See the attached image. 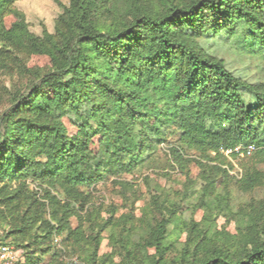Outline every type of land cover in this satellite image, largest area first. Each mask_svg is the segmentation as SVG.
I'll use <instances>...</instances> for the list:
<instances>
[{"label": "rangeland", "instance_id": "obj_1", "mask_svg": "<svg viewBox=\"0 0 264 264\" xmlns=\"http://www.w3.org/2000/svg\"><path fill=\"white\" fill-rule=\"evenodd\" d=\"M194 1L0 0V246L12 251L10 264H233L264 245V124L254 143L228 153L196 149L183 139L180 112L206 113L211 125L212 110L174 99L175 81L146 57L151 42L119 43L137 64L130 71L87 36ZM203 22L181 19L172 35L264 92V49L245 42L259 40L257 26ZM70 55L88 66L93 108L76 107ZM45 76L54 81L43 85ZM117 90L128 106L115 104ZM59 134L77 151L54 165Z\"/></svg>", "mask_w": 264, "mask_h": 264}, {"label": "trees", "instance_id": "obj_2", "mask_svg": "<svg viewBox=\"0 0 264 264\" xmlns=\"http://www.w3.org/2000/svg\"><path fill=\"white\" fill-rule=\"evenodd\" d=\"M172 12L162 17H151L148 15L135 16L127 29L108 37L103 34L90 32L87 36L96 41H104L114 49L119 58L122 69L135 71L137 64L131 57L123 53L119 43L122 40H134L135 49L150 41L149 52L146 57L152 65L156 64L159 69L173 78L175 87L172 95L176 101L191 97L194 105L203 104L212 110L214 124H208L206 113L195 112L188 106L180 112L178 127L182 130L183 139L192 147L206 152L220 153V148L235 147L237 144L249 145L257 138V129L264 124V92H258L253 84L241 80L229 70L223 59H214L203 55L191 46L178 41L172 35L173 29L181 19L189 21L193 25H203L206 17L214 22L230 21L245 25L250 30V24L257 26L260 38L250 35L245 42L251 47L256 45L258 49H264V0H197L189 8H173ZM253 33V32H251ZM258 41V42H257ZM132 45V44H131ZM134 53V52H132ZM131 53V54H132ZM81 70L78 71V68ZM88 69L86 62L80 63L73 55L69 56L67 70L80 82V93L76 107L86 105L95 107L93 100L94 90L89 83V77L85 78L83 73ZM50 76L41 80L43 85L53 82ZM108 91H112L108 89ZM194 94L197 96L193 97ZM253 95L257 103L249 105L245 96ZM116 105L125 103L129 105V98L122 90L112 92ZM114 105L111 112H116ZM217 127V129L214 128ZM108 129L104 120L98 124V130ZM54 140L53 155L54 165L59 162H68V156L76 153L77 146L63 138ZM68 141L67 146L65 142ZM3 146H0L2 151ZM237 152H233L235 155ZM205 264H231L228 261L217 258L207 261ZM233 264H264V245L253 247L242 260Z\"/></svg>", "mask_w": 264, "mask_h": 264}, {"label": "built area", "instance_id": "obj_3", "mask_svg": "<svg viewBox=\"0 0 264 264\" xmlns=\"http://www.w3.org/2000/svg\"><path fill=\"white\" fill-rule=\"evenodd\" d=\"M251 147L246 148L247 153H250ZM223 152H229V150H223ZM235 152L240 154V148H235ZM14 258L12 251L7 246H0V264H10V261Z\"/></svg>", "mask_w": 264, "mask_h": 264}]
</instances>
